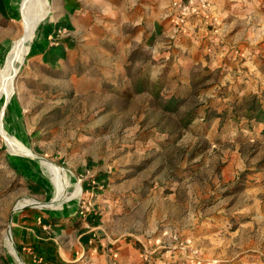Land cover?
Instances as JSON below:
<instances>
[{
  "label": "rangeland",
  "instance_id": "1",
  "mask_svg": "<svg viewBox=\"0 0 264 264\" xmlns=\"http://www.w3.org/2000/svg\"><path fill=\"white\" fill-rule=\"evenodd\" d=\"M23 1L16 11L0 17V68L23 31ZM50 4L47 0L10 99L0 95V128L13 140L8 142L0 132V264H28L13 232L15 216L30 209L21 210L28 204L41 207V213L72 210L74 217L97 220L112 240L134 243L147 262L153 257L165 264H206L212 259L216 264H264V180L253 179L255 170L264 168V138L244 131L233 142L225 141L221 132L206 134L204 128L189 129L182 123L192 109L202 111L207 100L230 105L224 97L233 84L226 79L228 67H196L186 91L180 89L174 61L168 66L167 60L162 69L166 87L157 96L136 92L142 63H151L150 54L141 48L130 56L127 82L109 77L114 61L97 50L87 51L95 58L90 65L78 66L74 58L59 68H47L37 63L39 54L60 48L69 35L66 28L53 31ZM196 16L219 39L220 53L211 56L224 58L227 45L219 38L214 3L207 14L184 23H176L173 9L171 18L184 34V26ZM236 50L234 55L239 54ZM179 89L185 102L167 109ZM237 153L243 169L235 182L223 185L222 173ZM68 173L72 176L67 195L57 202L54 192L63 188L59 176ZM209 243L220 255L206 256Z\"/></svg>",
  "mask_w": 264,
  "mask_h": 264
},
{
  "label": "crops",
  "instance_id": "2",
  "mask_svg": "<svg viewBox=\"0 0 264 264\" xmlns=\"http://www.w3.org/2000/svg\"><path fill=\"white\" fill-rule=\"evenodd\" d=\"M173 1L51 0L53 31L66 28L69 35L62 39L60 48L47 49L39 54L41 58L37 63L55 69L76 58L78 66L84 67L95 59L87 51L97 50L102 52L104 58L114 61L109 65V77H122L127 82V73L133 65L130 56L141 48L150 54L151 63L148 64L147 59L142 63L139 81L144 83L145 92H151L154 96L166 87L163 84L166 72L162 69L167 60L170 62L168 66L174 61L173 65L177 67L180 89L192 83L194 77L191 71L198 66L207 70L228 67L226 79L233 84L228 91L224 90V97L230 99V105L227 107L215 99L207 100L202 111L201 108L196 110L197 117L189 129L198 126V131L204 128L206 134L210 130L221 132L223 139L231 142L244 131L255 138H264V123L249 121L243 117V111L238 110V105H243L253 96L260 100L264 108L261 94L264 92V0H212L220 18L219 38L227 45L224 58L211 56L214 51L220 53L216 49L219 39H216L215 32L209 31L200 22V16L184 26L183 33L186 29L188 33H178L171 18ZM19 2L4 0L0 17H7L10 11H16ZM233 49H237L239 54L236 52L238 55H234ZM180 89L172 96L183 98ZM185 89L189 91L188 87ZM115 93L124 92L115 89ZM242 169L241 154H234L222 173L223 185L235 182ZM253 179L263 181L264 168L255 170ZM259 186H263V183ZM37 209L30 207L17 213L14 218L15 242L28 264H165L153 257L147 262V256L131 241L112 240L97 220L74 217L72 210L52 214L41 213ZM235 223L237 225L238 219ZM110 245L113 247L108 250ZM206 247V256L211 259L215 257L214 254L220 253L215 250L217 246H210L209 243ZM244 255L242 253L236 258ZM173 263L186 264L180 260ZM206 264L216 262L212 259Z\"/></svg>",
  "mask_w": 264,
  "mask_h": 264
},
{
  "label": "bare ground",
  "instance_id": "3",
  "mask_svg": "<svg viewBox=\"0 0 264 264\" xmlns=\"http://www.w3.org/2000/svg\"><path fill=\"white\" fill-rule=\"evenodd\" d=\"M46 3L47 0H24L21 4V19L23 20L24 28L19 38L14 41L9 56L0 68V95L5 94L8 99H10L13 93V83L16 72L19 66L25 61L26 56L30 52L31 45H33L38 34V25L43 18ZM0 132L8 142L13 141L11 137L3 132L2 127L0 128ZM20 149L28 153L26 148L20 147ZM50 168L58 174L61 172L54 164H50ZM71 176L72 175L69 173L63 176L64 178H62L61 175L59 176L63 188L54 192V198L57 202H61L65 199L67 195L65 193L66 187L68 186V181Z\"/></svg>",
  "mask_w": 264,
  "mask_h": 264
},
{
  "label": "trees",
  "instance_id": "4",
  "mask_svg": "<svg viewBox=\"0 0 264 264\" xmlns=\"http://www.w3.org/2000/svg\"><path fill=\"white\" fill-rule=\"evenodd\" d=\"M4 7V0H0V8ZM136 92L141 93L145 92L144 83L139 81L138 86L136 88ZM185 100L183 98H178L175 96H172L165 106L167 109L168 107H177L179 104L184 103ZM170 109V108H169ZM178 109H175L177 111ZM197 109H192V111H189L185 114V117L182 120V123L184 126L190 125L197 117L196 111ZM238 110L243 111V117L246 118L249 121H253L256 123H264V108L260 100L253 96L249 99H247L243 105H238ZM237 112V111H236Z\"/></svg>",
  "mask_w": 264,
  "mask_h": 264
},
{
  "label": "built area",
  "instance_id": "5",
  "mask_svg": "<svg viewBox=\"0 0 264 264\" xmlns=\"http://www.w3.org/2000/svg\"><path fill=\"white\" fill-rule=\"evenodd\" d=\"M212 6V0H174L172 5L174 20L176 23H184L191 16L200 13L207 14L211 11ZM86 211L89 209L86 208Z\"/></svg>",
  "mask_w": 264,
  "mask_h": 264
},
{
  "label": "water",
  "instance_id": "6",
  "mask_svg": "<svg viewBox=\"0 0 264 264\" xmlns=\"http://www.w3.org/2000/svg\"><path fill=\"white\" fill-rule=\"evenodd\" d=\"M3 115H4V113H3ZM18 155H20V156H25V157H29V158H32V159H36V160H38V161H43L44 159H42V158H40V157H38V156H36V155H26V154H18ZM38 203V202H37ZM27 207H39L38 205H34V204H28V205H26L25 207H23V208H21V210H23V209H25V208H27ZM39 208H41V207H39ZM17 210V209H16ZM14 246V245H13ZM14 248H15V246H14ZM16 252H17V250H16ZM18 259H19V261H20V258L18 257Z\"/></svg>",
  "mask_w": 264,
  "mask_h": 264
}]
</instances>
